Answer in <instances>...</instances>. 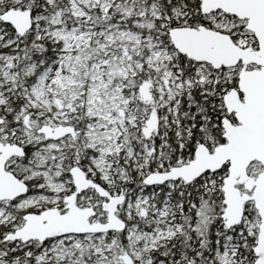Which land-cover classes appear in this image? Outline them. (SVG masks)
Masks as SVG:
<instances>
[{
	"label": "snow or ice",
	"instance_id": "1",
	"mask_svg": "<svg viewBox=\"0 0 264 264\" xmlns=\"http://www.w3.org/2000/svg\"><path fill=\"white\" fill-rule=\"evenodd\" d=\"M0 264H264V0H0Z\"/></svg>",
	"mask_w": 264,
	"mask_h": 264
}]
</instances>
